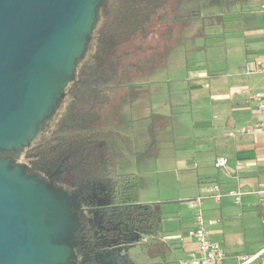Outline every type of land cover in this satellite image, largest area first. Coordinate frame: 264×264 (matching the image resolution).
Segmentation results:
<instances>
[{
	"label": "trees",
	"instance_id": "obj_1",
	"mask_svg": "<svg viewBox=\"0 0 264 264\" xmlns=\"http://www.w3.org/2000/svg\"><path fill=\"white\" fill-rule=\"evenodd\" d=\"M177 4L178 0H102L84 53L52 114L28 146L3 152L22 156L28 174L76 195L89 210L85 217L77 209L80 227L74 245L90 252L82 264H102V258L117 257L139 241H146L151 256L167 253L159 237L164 210L159 203L131 200L135 179L119 171L116 136L125 102L148 95L142 81L166 65L176 45L175 32L189 19L175 16ZM156 34L163 48L145 53L146 39ZM164 125L163 115H151L152 147Z\"/></svg>",
	"mask_w": 264,
	"mask_h": 264
},
{
	"label": "rangeland",
	"instance_id": "obj_2",
	"mask_svg": "<svg viewBox=\"0 0 264 264\" xmlns=\"http://www.w3.org/2000/svg\"><path fill=\"white\" fill-rule=\"evenodd\" d=\"M262 4L264 0H244L235 4H222L219 0H178L175 16L189 19L175 32L173 41L176 45L168 54L166 65L146 78V81H151V94L143 101L153 107L156 105L158 108L154 112L168 113L173 117V124L178 123L184 113L174 102L183 98L189 102L190 95L196 92L190 91L197 82L193 80V71L227 68L228 64L239 66L249 58L263 62ZM219 15L223 16L222 19L218 18ZM201 32L204 35L195 38ZM158 37L156 34L146 39L145 53L163 48V41ZM128 106L129 101L123 106L116 144L120 154L119 171L135 179L131 200L162 206L164 219L159 229L160 236L182 234L187 237L188 221L193 218V211L184 198L192 196L196 190L189 188L181 179L179 164L184 157L178 147L169 142L172 129L175 130L177 124L173 127L165 124L158 134L156 148L152 147L147 138L150 124L141 116H138V121L134 116L136 121L132 126L130 120L133 116L127 113ZM13 160L16 164H24L22 156H14ZM221 188L229 192L225 186ZM232 190L241 194L239 201L226 196L218 203L208 197L203 206L204 220L212 239L221 243L229 254L226 264H236L241 255L253 254L264 248V201H260L256 191L246 194L237 186ZM73 202L83 216L89 215V210L81 202ZM64 207L68 206L64 204ZM84 248L80 244L75 248L73 261L76 264L90 258V252ZM120 255L126 264H156L161 258L148 253L145 241L132 243ZM112 257L106 256L108 263L116 261Z\"/></svg>",
	"mask_w": 264,
	"mask_h": 264
},
{
	"label": "water",
	"instance_id": "obj_3",
	"mask_svg": "<svg viewBox=\"0 0 264 264\" xmlns=\"http://www.w3.org/2000/svg\"><path fill=\"white\" fill-rule=\"evenodd\" d=\"M101 2L0 0V152L28 146L52 114ZM73 201L25 164L0 158V264H76Z\"/></svg>",
	"mask_w": 264,
	"mask_h": 264
},
{
	"label": "crops",
	"instance_id": "obj_4",
	"mask_svg": "<svg viewBox=\"0 0 264 264\" xmlns=\"http://www.w3.org/2000/svg\"><path fill=\"white\" fill-rule=\"evenodd\" d=\"M202 35L203 32L195 38ZM258 61L249 58L239 66L228 64L227 68L195 70L192 76L197 82L190 91L196 92L190 95L189 102L184 98L174 102L184 114L178 123H174L177 128L176 131L172 129L169 142L178 147L184 157L179 164L183 175L181 179L189 188L196 190L195 194L184 198V202L202 195L206 186L212 183L225 186L229 191L237 186L246 194L264 185V132L236 137L229 135V132L250 127L257 121L254 102L249 100L246 90L263 89L264 76L246 74L245 66L247 63L253 66ZM206 83H209L208 87ZM142 84L150 95L151 81L145 79ZM155 108L158 107H153L143 98L129 103L127 113L133 116L130 120L132 126L136 119L138 121V116L150 124L151 115L155 114L163 115L165 124L173 127V117L168 113H159V110L154 112ZM219 156L228 158V166L222 171L214 164ZM192 226L193 218H189V229ZM159 237L167 244V253L158 256L161 258L156 264H178L194 249L193 241L182 234H161ZM210 237L212 239V233ZM228 260L227 253L223 264Z\"/></svg>",
	"mask_w": 264,
	"mask_h": 264
},
{
	"label": "built area",
	"instance_id": "obj_5",
	"mask_svg": "<svg viewBox=\"0 0 264 264\" xmlns=\"http://www.w3.org/2000/svg\"><path fill=\"white\" fill-rule=\"evenodd\" d=\"M260 9L264 12V4L260 6ZM245 72L248 75L264 76V62L253 66L247 63ZM205 86L208 87L209 83H206ZM246 91L249 100L254 102L257 121L250 127H240L229 132L230 136L236 137L264 132V88ZM214 164L216 168H226L228 166V158L219 156ZM256 194L259 196L260 201H264V185L256 191ZM226 196L235 197L236 201H239L241 194L234 190L225 193L219 184L212 183L206 186L204 194L185 201L188 208L193 211L194 226L188 230L187 237L193 241L194 249L187 257L180 259L178 264H223L227 258V252L221 243L211 239V232L207 229L204 220L203 206L205 199L208 197L219 203ZM237 264H264V248L253 254L241 255L238 257Z\"/></svg>",
	"mask_w": 264,
	"mask_h": 264
},
{
	"label": "flooded vegetation",
	"instance_id": "obj_6",
	"mask_svg": "<svg viewBox=\"0 0 264 264\" xmlns=\"http://www.w3.org/2000/svg\"><path fill=\"white\" fill-rule=\"evenodd\" d=\"M13 155H10V154H5V153H2L0 152V158H5V159H13ZM24 162V161H23ZM87 209V208H86ZM146 242V241H145ZM89 252V251H88ZM122 256L119 255L117 257L113 256L112 258L113 259H116V261L112 262V263H121L122 261L124 262V259L121 258ZM101 263H108L107 260H106V257L105 258H102L101 260Z\"/></svg>",
	"mask_w": 264,
	"mask_h": 264
}]
</instances>
